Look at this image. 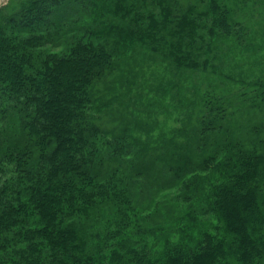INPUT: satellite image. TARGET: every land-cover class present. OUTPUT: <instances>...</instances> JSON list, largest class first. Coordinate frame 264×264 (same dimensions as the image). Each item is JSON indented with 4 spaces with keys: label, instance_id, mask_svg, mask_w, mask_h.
Here are the masks:
<instances>
[{
    "label": "trees",
    "instance_id": "1",
    "mask_svg": "<svg viewBox=\"0 0 264 264\" xmlns=\"http://www.w3.org/2000/svg\"><path fill=\"white\" fill-rule=\"evenodd\" d=\"M259 1L10 0L0 7V58L13 74L0 76V90L16 111L0 119V264H263L264 115L245 116L263 109L264 84H249L257 96L242 94L247 110L213 86L175 137L156 150L143 146L134 176L153 174L154 189L207 174L208 193L187 192L174 224L159 230L144 224L129 193L121 170L122 157L135 154L127 109L110 105L125 58L138 50L149 49L174 75L188 71L191 82L209 74L216 40L243 43L241 7ZM236 2L241 7H230ZM68 14H79L80 29L61 28ZM97 102L108 104L95 110ZM8 127L15 136L5 142ZM210 213L212 222L201 220ZM158 241L162 250L151 247Z\"/></svg>",
    "mask_w": 264,
    "mask_h": 264
},
{
    "label": "rangeland",
    "instance_id": "2",
    "mask_svg": "<svg viewBox=\"0 0 264 264\" xmlns=\"http://www.w3.org/2000/svg\"><path fill=\"white\" fill-rule=\"evenodd\" d=\"M8 1L10 0H7L5 4ZM260 3L262 2L248 3L247 6L243 7L239 6L237 2L230 5L233 8L239 6L244 10L243 12H247L240 20L245 25L248 37L246 36L243 43L234 38L226 41H221L218 38L215 42V52L212 49L213 53L210 54L211 59L209 62L212 66L209 67V74L200 73L196 78L192 79V82L188 71L186 73L178 71L174 75L167 63L152 55L149 49L138 50V53L142 55L135 53L125 58L122 67L124 71L122 72L123 77L115 85L119 97L110 101V105H113L112 108L118 109L121 104L122 107L124 106L123 108L127 109L123 118L129 120L130 123L128 122L125 131L127 132V138L130 139L128 142L133 144L132 149L135 152L133 155L131 153L126 157H122L124 161L121 163V170L129 182L127 183L129 193L140 213L139 216L145 220L144 224L147 223L153 226L154 229L159 230L161 226L168 228L171 223L174 224L175 218L179 216L181 210L180 206L182 204L180 202L187 192L192 195L199 194L202 196L208 193V184L203 182L207 174L201 171H197L194 174H186L182 179L183 181L181 180L178 184L167 188L154 189L155 183L152 180L155 178L153 174H150L148 181L143 178L135 179V169L140 165L139 163L142 159L140 151L143 150L145 145L147 149L156 150L166 140L169 141L175 137L184 124V118L190 112L191 107L196 106L194 103L199 100L203 92H211L213 86L218 91H222V93L226 92L236 102L245 100L244 96L252 98L258 95L259 90L257 91L249 84L255 81L264 84V12L260 13V11H257ZM262 4L261 7L264 6V2ZM84 6L83 4H78L79 14L82 13ZM261 11H263L262 8ZM72 14H68V21L61 28L69 27V31H71L73 30L71 27L74 26L76 29H80L81 25L75 22L77 19L81 20L80 17L77 18L79 14L75 15L73 19ZM49 19L51 20V16ZM39 22L43 24V22ZM46 27L48 30H56L57 23L48 20ZM12 33V30L8 31L7 37L11 36ZM1 39L0 35V47L3 46ZM43 50L53 53L61 51V49L50 47V45L44 46ZM4 53L3 51L2 54ZM0 60V67H2L1 78L10 77V79H13L11 67L6 64L5 60L1 58ZM242 94H244L243 97ZM108 98L105 100L107 101ZM105 103L108 104V102ZM239 103L238 105H241ZM10 104H13V101L8 99L4 90H0V119L2 117L8 118V116L16 117V111L10 107ZM97 104L95 110L100 109L101 111L107 105L99 102ZM249 105L245 103L240 107L245 108ZM262 106L263 109L254 111L245 108L250 113L245 116V120L256 119L261 117L260 114L264 115V105ZM234 112L239 114L241 111L237 108ZM234 118L237 120L236 118L238 117ZM14 136L15 129L8 127L5 142L11 140ZM107 138H110V136L108 135ZM105 150L106 147H103L102 152L107 153L108 151ZM210 176L212 177L213 175ZM192 178L196 182L191 184L189 181ZM189 183L192 186H188ZM194 200L188 199L189 202L197 206ZM213 217H215V214L210 213L202 216L201 220L212 222L213 220L211 219ZM128 226H130L129 230L133 231L135 224L131 221ZM208 231L210 230L208 229ZM156 235L159 236L160 233ZM151 239L155 240L154 237H151ZM153 246H156L158 250H162L165 244L158 241L151 247ZM229 262L230 264H235L232 260ZM262 262L264 264V258Z\"/></svg>",
    "mask_w": 264,
    "mask_h": 264
},
{
    "label": "water",
    "instance_id": "3",
    "mask_svg": "<svg viewBox=\"0 0 264 264\" xmlns=\"http://www.w3.org/2000/svg\"><path fill=\"white\" fill-rule=\"evenodd\" d=\"M7 0H0V7L3 6V4L6 3Z\"/></svg>",
    "mask_w": 264,
    "mask_h": 264
}]
</instances>
